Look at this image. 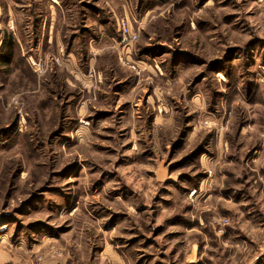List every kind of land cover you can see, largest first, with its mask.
Here are the masks:
<instances>
[{"label": "rangeland", "instance_id": "374dc122", "mask_svg": "<svg viewBox=\"0 0 264 264\" xmlns=\"http://www.w3.org/2000/svg\"><path fill=\"white\" fill-rule=\"evenodd\" d=\"M0 264H264V0H0Z\"/></svg>", "mask_w": 264, "mask_h": 264}, {"label": "built area", "instance_id": "2783aa9c", "mask_svg": "<svg viewBox=\"0 0 264 264\" xmlns=\"http://www.w3.org/2000/svg\"><path fill=\"white\" fill-rule=\"evenodd\" d=\"M122 29H123V35H122L120 44L122 45V48L124 51L125 50L129 51L130 47L132 46V44H134L138 40L139 36H138V33L132 32L130 30L127 22L122 23ZM57 61L61 63V59H58ZM33 64L37 66L35 61H33Z\"/></svg>", "mask_w": 264, "mask_h": 264}]
</instances>
